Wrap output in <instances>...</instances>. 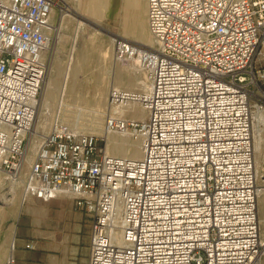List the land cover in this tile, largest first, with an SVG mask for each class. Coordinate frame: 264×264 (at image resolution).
Wrapping results in <instances>:
<instances>
[{
    "label": "built area",
    "instance_id": "obj_1",
    "mask_svg": "<svg viewBox=\"0 0 264 264\" xmlns=\"http://www.w3.org/2000/svg\"><path fill=\"white\" fill-rule=\"evenodd\" d=\"M76 0H0V169L22 200L74 199L88 264H260L252 108L264 109V0H146L153 46L118 38L146 89L107 94L103 127L139 155L54 121L26 160L53 15ZM137 102L141 115H127ZM26 247H32L27 242ZM13 243L0 264H15Z\"/></svg>",
    "mask_w": 264,
    "mask_h": 264
},
{
    "label": "rangeland",
    "instance_id": "obj_2",
    "mask_svg": "<svg viewBox=\"0 0 264 264\" xmlns=\"http://www.w3.org/2000/svg\"><path fill=\"white\" fill-rule=\"evenodd\" d=\"M80 1L79 6L77 3L73 8L80 11L81 4L83 12L81 16L78 14L61 16L65 11L62 13L56 11L53 15L56 27L49 48L44 52L46 70L38 98V104L42 100L47 102L46 109H42L39 117V120L44 118L45 123L44 127L37 128L35 135L30 131L29 156L32 155L40 136L48 131L49 125L54 121L63 122L78 132L96 134L107 151L112 153L106 145L107 135L112 137L121 135L103 132L108 91L111 86L126 88L122 83L124 78L118 76V73L143 79L141 70L137 69L135 64H131L132 60H115L113 57L115 36L139 41V36L147 32L143 24L145 10L140 12L143 8L140 6V0ZM143 2L146 9V0H142V5ZM99 4H102L100 10ZM92 11L96 14L91 13ZM123 110L127 115L135 116H140L142 111L137 102L128 103ZM255 123L260 141L259 148L254 150L257 183L264 187V171H260V165L264 168V121H255ZM124 136L128 139L124 143L125 154L134 156L132 141L136 140L132 136ZM13 184L14 188H11V182L1 171L0 194L6 193V196L13 194L0 207V212H3L4 216L16 211L22 196L21 185ZM257 211L262 242L260 264H264V205L261 204V200L257 202Z\"/></svg>",
    "mask_w": 264,
    "mask_h": 264
},
{
    "label": "crops",
    "instance_id": "obj_3",
    "mask_svg": "<svg viewBox=\"0 0 264 264\" xmlns=\"http://www.w3.org/2000/svg\"><path fill=\"white\" fill-rule=\"evenodd\" d=\"M90 221L69 196L21 197L14 213L0 212V263L13 243L15 264H88Z\"/></svg>",
    "mask_w": 264,
    "mask_h": 264
},
{
    "label": "bare ground",
    "instance_id": "obj_4",
    "mask_svg": "<svg viewBox=\"0 0 264 264\" xmlns=\"http://www.w3.org/2000/svg\"><path fill=\"white\" fill-rule=\"evenodd\" d=\"M103 1V0H102ZM101 1V2H102ZM144 1V0H143ZM79 2V0H76V1H74V2H71V3H69V5H68V7H69V9H68V11L67 12H65L64 14H62L61 16H65V15H67V14H72V15H76V14H78V15H82L83 14V12H82V9H81V6H80V11L79 10H74V8H73V6H75V5H77V3ZM101 5L102 4H99V10H100V7H101ZM78 6H79V3H78ZM77 6V7H78ZM140 6L141 7H143L141 10H140V12L142 11V10H145L144 11V15H143V21H144V25L146 26V28H147V23H146V9H144V2H143V5H142V0H140ZM91 13H95L96 14V12H94V11H92ZM142 17V16H141ZM61 18V17H60ZM142 20V19H141ZM134 23V22H133ZM134 25V24H133ZM142 25V24H141ZM138 26V25H137ZM134 27V26H133ZM136 28V27H135ZM138 29V28H137ZM143 31V30H142ZM140 37V42L141 43H143V44H146V45H150V46H153L154 44H155V41H154V39H153V37L151 36V34L149 33V31H148V29H147V32L146 33H144V34H142L141 36H139ZM118 38H125V37H122V36H115L114 38H113V41L114 40H116V39H118ZM127 39H130V38H127ZM133 40V39H132ZM136 41V40H135ZM138 41V42H139ZM114 43V42H113ZM104 56V55H103ZM132 62L133 63H131L132 65L133 64H135L136 65V67H137V69H139V70H141V72H142V74H143V79L141 78V79H137V77L135 78V77H133V76H123V75H121L120 73H118V76H120V77H122V78H124L123 79V81H122V83H123V85L124 86H126V88L127 87H136L135 89H137V88H139V89H146L147 88V86H148V83H147V80H146V74H145V72L143 71V69L137 64V61L136 60H132ZM114 66V65H113ZM114 68V67H113ZM132 73V72H131ZM113 84V83H112ZM111 84V85H112ZM111 87H114V88H117V89H120V88H124V87H116V86H111ZM110 87V88H111ZM120 90H122V89H120ZM46 105H47V102L45 101V102H43V100L38 104V101H37V104H36V107H37V111H36V117H35V119H34V123H33V127H32V129H31V131H33V135H35L36 133H37V128H42V127H44V123H45V120H44V118L42 119V120H39V117H40V113H41V111H42V109L43 108H45L46 109ZM127 105V104H126ZM125 105V106H126ZM140 105V104H139ZM100 120V119H99ZM264 121V109H261V108H258V107H254L253 106V108H252V125H251V133H252V143H253V156H254V150H257L258 148H259V138H258V136H257V133H256V129H255V121ZM50 126V125H49ZM39 131V130H38ZM103 132L105 133V134H108V133H112V132H107L106 130H105V128L103 127ZM114 133H116V132H114ZM117 134H120L121 136L120 137H112V136H110V135H107V139H106V145H107V147H108V149L110 150V152H112V154H118V155H125V153H126V148L124 147V143H126L127 142V138H126V136H124V135H127V136H132L133 137V135H131L130 133H117ZM43 135L44 134H42L41 136H40V139H39V142H40V140H41V138L43 137ZM37 136V135H36ZM133 138H135V137H133ZM34 139V138H33ZM104 139H105V135H104ZM135 140L136 141H132L133 143H134V148H133V150H134V152H135V154H134V156H138L139 155V142H138V140L135 138ZM39 142H38V144H39ZM38 144L36 145L35 144V149L33 150V152H32V155L31 156H29L28 155V149H29V145L30 144H28V142H27V145H26V156H25V158H26V160H29L30 158H32V156L34 155V152H35V150H36V148H37V146H38ZM127 147V146H126ZM131 147V146H130ZM136 147H138V148H136ZM105 148H106V146H105ZM128 148V147H127ZM137 150H138V153H137ZM106 151H107V149H106ZM108 152V151H107ZM109 153V152H108ZM137 154V155H136ZM254 165H255V169L257 170V166H256V159H255V156H254ZM3 172V173H5L3 170H1L0 169V172ZM260 171H264V168H263V166L262 165H260ZM6 174V173H5ZM6 178H7V174H6ZM16 185V184H15ZM257 189H258V194H257V202H258V200H261V204L262 205H264V187H261V185H259L258 183H257ZM11 188H14V184L13 183H11ZM11 195H13L12 193H10V194H8L7 196H6V193L4 194H0V207L2 206V203H4V202H7L8 201V197H11ZM11 199V198H10ZM11 201V200H10Z\"/></svg>",
    "mask_w": 264,
    "mask_h": 264
}]
</instances>
